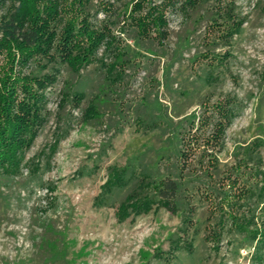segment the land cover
<instances>
[{"label": "rangeland", "instance_id": "obj_1", "mask_svg": "<svg viewBox=\"0 0 264 264\" xmlns=\"http://www.w3.org/2000/svg\"><path fill=\"white\" fill-rule=\"evenodd\" d=\"M233 1L245 22L228 42L211 22L208 1L187 12L168 9L169 34L161 45L134 38L124 22L132 0L87 4L94 24L111 27L128 63L114 83L107 82L97 62L79 72L57 64L58 79L47 90V120L25 152L21 173L0 176V264H264V249L257 260L253 246L232 229L224 232L218 249L212 248L208 232L215 218L200 193L203 181L206 189L218 184L253 152L264 167V0ZM51 65L42 69L31 62L25 71L44 73ZM60 90L81 91L84 98L78 106L59 109ZM227 95L237 97V114L225 130L217 167L200 185L194 183L186 233L187 207L175 214L159 207L116 219V207L134 180L114 191L107 204H93L110 165L175 173L173 124L190 113L200 115L203 105ZM90 101L99 114L84 122L81 113ZM58 130L63 137L47 164ZM200 160L194 150L190 168L199 169ZM178 236L191 240L190 251L172 247Z\"/></svg>", "mask_w": 264, "mask_h": 264}, {"label": "trees", "instance_id": "obj_2", "mask_svg": "<svg viewBox=\"0 0 264 264\" xmlns=\"http://www.w3.org/2000/svg\"><path fill=\"white\" fill-rule=\"evenodd\" d=\"M90 1L0 0V176L14 177L21 173L25 152L47 120V90L58 79L57 64H66L73 72H79L97 62L107 82L114 83L123 77L124 63H128L125 50L108 24L93 23L87 9ZM208 1H211V22L218 25L220 36L228 42L245 22L235 12L233 0H132L124 22L132 28L135 39H150L161 45L169 34L168 9L187 12ZM31 62L42 69L52 65L44 73L26 72ZM60 95L59 109L66 104L78 106L84 98L76 90H60ZM237 105V97L227 95L212 105H203L200 115L193 112L173 124L171 153L178 162L175 173H163L159 168L150 172L137 171L128 165L108 166L93 204L98 207L107 204L114 191L134 180L133 187L116 207V219L122 222L159 207L175 214L187 207L182 217L186 233L191 222L189 197L194 183L200 185L204 176L210 178L217 167L216 154L223 145L226 128L237 114ZM98 114L97 104L90 101L82 110L81 120H92ZM61 137L58 130L48 146L47 164ZM194 150L200 151L199 169L190 168ZM243 159L218 184L206 189L203 181L200 193L210 202V212L215 218L208 232L212 248L218 249L224 232L232 229L233 235L248 240L253 246L252 256L260 260L264 249V167L254 152ZM38 169L39 162L34 161L31 171L36 173ZM171 242L173 248L183 246L191 250L190 239L184 241L178 236Z\"/></svg>", "mask_w": 264, "mask_h": 264}]
</instances>
